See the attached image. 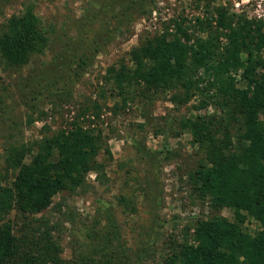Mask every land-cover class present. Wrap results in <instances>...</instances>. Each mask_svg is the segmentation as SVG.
<instances>
[{"label":"trees","instance_id":"1","mask_svg":"<svg viewBox=\"0 0 264 264\" xmlns=\"http://www.w3.org/2000/svg\"><path fill=\"white\" fill-rule=\"evenodd\" d=\"M130 4L135 0L123 2L126 7ZM31 8L10 18L0 30V56L9 68L27 65L49 45L47 28ZM169 22L173 32L167 26L163 33L131 50L132 67L122 63L109 71L111 94L116 99L109 110L114 116L130 103H145L150 95L166 90L172 93L169 100L175 107L192 98H200L201 106L217 105L211 117L164 121L169 132L177 121L178 129L189 132L202 153L185 181L191 202L197 201L202 213L184 228L181 241L172 240L152 264H264V22L224 6L204 19H195L205 33L203 38L185 28V19ZM94 33L92 44L78 52L97 50L106 35L100 29ZM29 76L20 85L27 99L59 91L58 79L49 80L45 75L35 82V75ZM100 109L93 103L82 114L92 111L98 116ZM27 123L34 119L27 117ZM102 135L76 121L36 142L29 163L24 161L22 143L6 145L7 166L17 173L9 189H0V264H69L61 257L59 240L47 230L48 222L33 217L46 210L55 195L64 191L76 194L85 188L89 172L96 173L98 180L103 178L105 165L97 162L104 144ZM105 153L111 160L108 147ZM140 153L147 157L145 151ZM224 209L232 211V220L221 214ZM12 211L15 219L9 218ZM63 215L72 222L71 214ZM247 216L260 225L253 235L244 227ZM106 233L99 239L94 233L90 243L100 255L82 256L73 264H113V255L120 251L111 247L109 235L114 232Z\"/></svg>","mask_w":264,"mask_h":264},{"label":"rangeland","instance_id":"2","mask_svg":"<svg viewBox=\"0 0 264 264\" xmlns=\"http://www.w3.org/2000/svg\"><path fill=\"white\" fill-rule=\"evenodd\" d=\"M124 1L0 0V30L10 18L21 16L31 6L49 38L43 53L31 57L25 66L9 68L0 56V189H9L17 173L7 166L4 156L3 149L10 142L25 146L24 161L29 163L36 153V142L68 129L76 121L103 134V149L97 156V162L105 165L103 178L98 180L96 173L89 172L85 188L76 194L64 191L55 195L48 208L33 217L48 222L47 230L59 240L61 257L69 264L82 256L100 255L90 243L94 233L99 239L110 230L114 232L109 235L111 247L120 251L113 255V264H135L139 258L138 264H152L172 240L181 241L184 228L202 213L199 203L191 202L185 186L186 173L202 153L192 135L176 125L183 117H211L217 105L201 106L200 98H192L175 107L169 100L172 93L166 90L150 95L145 103L136 100L114 116L109 110L116 100L111 94L109 71L122 63L132 67L131 50L160 35L167 26L168 32H173L172 19H185V28L202 38L205 33L195 19L212 15L218 6L264 22V0H135L129 7ZM95 29L106 35L97 50L78 52L92 44ZM30 73L35 75V82L45 75L49 80L58 79L59 91L27 99L20 85L30 79ZM93 103L101 107L98 116L92 111L82 114ZM42 112L45 116L39 118ZM27 117L34 123L28 124ZM166 118H177L171 132L164 124ZM153 152L161 154L155 156ZM123 197L125 202H121ZM64 213L71 214L72 222ZM221 214L233 219L229 209ZM9 218L15 219L14 211ZM244 227L251 235L260 229L249 216Z\"/></svg>","mask_w":264,"mask_h":264}]
</instances>
